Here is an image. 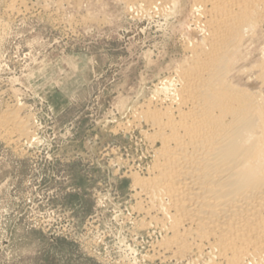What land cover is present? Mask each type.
Instances as JSON below:
<instances>
[{
    "label": "rangeland",
    "instance_id": "rangeland-1",
    "mask_svg": "<svg viewBox=\"0 0 264 264\" xmlns=\"http://www.w3.org/2000/svg\"><path fill=\"white\" fill-rule=\"evenodd\" d=\"M9 1L0 114L16 108L32 138L0 126V264H202L150 260L162 233L138 229L129 176L150 160L141 132L124 129L198 39L191 0L167 17L127 0H22L12 15Z\"/></svg>",
    "mask_w": 264,
    "mask_h": 264
},
{
    "label": "bare ground",
    "instance_id": "bare-ground-1",
    "mask_svg": "<svg viewBox=\"0 0 264 264\" xmlns=\"http://www.w3.org/2000/svg\"><path fill=\"white\" fill-rule=\"evenodd\" d=\"M132 1L167 17L180 0ZM191 4L198 39H184L187 55L124 127L141 132L150 160L129 172L131 209L147 217L134 223L162 233L150 260L264 264V0ZM6 6L25 9L22 0ZM17 112L4 110L0 126L28 142L30 124Z\"/></svg>",
    "mask_w": 264,
    "mask_h": 264
}]
</instances>
